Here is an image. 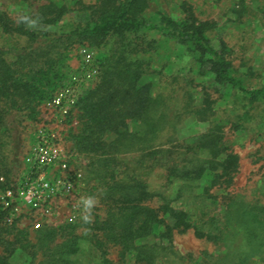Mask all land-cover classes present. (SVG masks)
I'll use <instances>...</instances> for the list:
<instances>
[{
	"label": "trees",
	"instance_id": "trees-1",
	"mask_svg": "<svg viewBox=\"0 0 264 264\" xmlns=\"http://www.w3.org/2000/svg\"><path fill=\"white\" fill-rule=\"evenodd\" d=\"M3 1L0 193L26 172L43 107L71 75L74 50L89 47L98 72L66 119L65 143L99 206L90 225L79 216L34 229L21 216L8 223L0 204V264L17 251L28 264H264V193L234 191L240 157L227 140L228 131H255L264 141V83L253 85L258 74L242 73L227 41L211 36L216 20L193 0ZM205 1L245 33L261 22L245 0ZM21 15L43 19L27 30ZM180 53L187 73L210 80L199 103L193 79L168 68ZM211 91L227 96L224 107ZM191 116L208 127L180 138ZM187 234L205 247L198 254L177 249Z\"/></svg>",
	"mask_w": 264,
	"mask_h": 264
},
{
	"label": "built area",
	"instance_id": "built-area-1",
	"mask_svg": "<svg viewBox=\"0 0 264 264\" xmlns=\"http://www.w3.org/2000/svg\"><path fill=\"white\" fill-rule=\"evenodd\" d=\"M77 57L68 80L43 107V120L33 131L24 158L26 172L14 188L0 193V204L9 209L8 223L25 214L31 226L38 229L40 220L50 215L57 200L71 206L69 221L81 215L77 205L85 196V163L67 148L65 126L79 96L93 85L98 71L95 50L80 47Z\"/></svg>",
	"mask_w": 264,
	"mask_h": 264
},
{
	"label": "rangeland",
	"instance_id": "rangeland-1",
	"mask_svg": "<svg viewBox=\"0 0 264 264\" xmlns=\"http://www.w3.org/2000/svg\"><path fill=\"white\" fill-rule=\"evenodd\" d=\"M15 0H4V4L10 6ZM177 1L179 0H175ZM197 3L201 11H205L206 15H211V18L216 20L217 27L211 33L214 38H222L227 41V43L232 48L234 63L240 67V71L245 73L248 71L249 67L252 68L253 72H256L257 78L255 77L251 80L253 85H260L264 83V0H245L250 10L255 13V17L261 22L253 23L251 28H247L249 31L243 32V27L236 28V24L225 22L227 19L231 18V15L223 16L217 9L208 8L205 5V0H193ZM209 3H213V0H209ZM172 7V6H171ZM173 8H175L173 6ZM2 10V8H0ZM10 11H14L11 6ZM209 11V13H208ZM176 13V12H175ZM83 14H72V19L78 21L79 16ZM205 18V16H203ZM258 21V20H257ZM78 57L77 51L74 50L73 58L70 61L71 69L76 66ZM243 62V63H242ZM242 63V65H241ZM189 59L184 53L174 58L168 63L169 69L177 72L181 77L185 78L186 81L193 79L194 84L197 88H190L196 97V102H200V88L202 85L208 87L210 85V80L200 79L191 74L187 73L189 69ZM166 73V71H165ZM189 89V86H187ZM212 98L217 99L216 107L222 108L225 106L227 96L221 94H214L212 91ZM43 113H41V119H43ZM71 126L76 127V122L73 119ZM208 125L206 123H199L194 117H188L183 125L178 130V136L180 138H188L199 132L206 130ZM248 131V130H247ZM255 131L246 132L239 131L227 132V140L229 144L233 145V148L240 157V169L239 173L235 179L234 191L238 193H247L248 195H260V192L264 193V141L256 139L254 135ZM21 175V174H20ZM21 177V176H20ZM19 176L16 181L19 180ZM260 192H259V190ZM71 206L65 201L57 200L52 206V211L48 217L42 218L40 221L42 224L56 226L64 222H71L69 218L72 216ZM21 227H31V220L27 215L21 216L20 221ZM175 244L177 249L182 252H194L198 254L200 250H203L202 243L196 240L191 234L179 235L175 239ZM114 256L115 253L112 252ZM84 257V256H83ZM12 264H28V257L23 252L17 251L11 257Z\"/></svg>",
	"mask_w": 264,
	"mask_h": 264
},
{
	"label": "clouds",
	"instance_id": "clouds-1",
	"mask_svg": "<svg viewBox=\"0 0 264 264\" xmlns=\"http://www.w3.org/2000/svg\"><path fill=\"white\" fill-rule=\"evenodd\" d=\"M42 17L37 15L32 17L30 15H21L17 23L23 24L27 30H37L42 22ZM81 208V215L79 217L83 225H90L94 222V209L99 206V197L97 195L82 196L77 205ZM74 222V220H73ZM85 232L90 231V229H84Z\"/></svg>",
	"mask_w": 264,
	"mask_h": 264
}]
</instances>
